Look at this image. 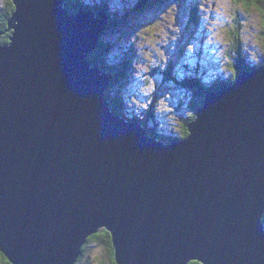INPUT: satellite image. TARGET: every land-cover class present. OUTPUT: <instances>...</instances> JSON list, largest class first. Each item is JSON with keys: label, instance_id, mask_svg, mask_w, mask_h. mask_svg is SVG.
<instances>
[{"label": "water", "instance_id": "95a60500", "mask_svg": "<svg viewBox=\"0 0 264 264\" xmlns=\"http://www.w3.org/2000/svg\"><path fill=\"white\" fill-rule=\"evenodd\" d=\"M0 43V252L75 264L111 234L116 264H264V63L206 93L166 143L113 112L87 59L107 13L12 0ZM3 31H0V36Z\"/></svg>", "mask_w": 264, "mask_h": 264}, {"label": "rangeland", "instance_id": "374dc122", "mask_svg": "<svg viewBox=\"0 0 264 264\" xmlns=\"http://www.w3.org/2000/svg\"><path fill=\"white\" fill-rule=\"evenodd\" d=\"M113 1L112 7H120L121 0ZM120 12L116 11L117 16ZM235 17L242 21L244 56L252 64L260 63L264 58V22L254 10L234 0H162L148 11H132L120 20L117 17L113 26H106L101 39L112 45L108 44L104 63L120 68L121 62L130 59L125 78L111 81L126 103L129 116L136 114L145 120L150 113L154 124L150 121L149 128L153 126L160 135L178 134L182 120L191 114L188 92L172 80L164 79L159 85L160 75L154 76L153 69L165 72L171 68L178 78L195 75L192 72L198 69L207 84L232 76L233 61L225 30L233 28ZM122 70L118 71L120 76ZM179 103L180 110L176 109ZM88 248L109 264L104 249L94 244Z\"/></svg>", "mask_w": 264, "mask_h": 264}, {"label": "trees", "instance_id": "16d2710c", "mask_svg": "<svg viewBox=\"0 0 264 264\" xmlns=\"http://www.w3.org/2000/svg\"><path fill=\"white\" fill-rule=\"evenodd\" d=\"M161 1L162 0H123V1L121 0L118 1L120 7L116 5V9L111 5L112 3H114L113 0H91L89 2H86L85 0H75V1L64 0V5L68 8L70 14H74L80 9H89V10H94L96 12L100 9H104L108 17L107 27H109V25L113 26L116 23L117 17L120 20L125 15H128L130 12L135 10L148 11L149 7L151 8L153 5H155V3ZM234 1L235 3H241L243 7L247 10L250 9L254 10L260 16L261 20L264 22V0H234ZM13 10H14V5L12 3V0H0V31H3L2 35L0 36L1 44H6L9 42L10 32L6 31V28H7V21L11 16ZM116 11L123 12V15L120 16L121 13L120 12L117 16ZM239 18L240 17H235V19L233 20L232 29L230 28L228 30H225V34H228V40H229L228 43L229 53H230L229 57L233 61L232 76L217 79L213 81L212 84H207L202 79L203 77L199 74L200 71H198V69L192 72L195 75L187 74L183 78H178L177 76H174L171 72V68H169L165 72L164 71L159 72V70L153 69V73H152L153 75L154 74L160 75L159 85L163 82L164 79L172 80L176 84L182 85L183 88L182 87L181 88L184 89V91L188 92V101L191 102L190 103L191 114H188L187 117L182 120L183 123L178 134L175 133V134H171L170 136L160 135L161 133H157L154 130L153 126L149 128L150 126L149 122L151 121L153 123L154 120V117L150 113L148 117L145 118V120H143L138 118L136 114L129 116L131 113L129 114L128 112H126L125 110L126 103L124 102V100H122L123 98L121 94L118 91H116L117 88L116 89L114 88L115 84L113 82L117 81L120 78L121 79L125 78L124 74L126 67L127 68L130 67L131 63L128 57L125 61L121 62L120 68H118V66L115 67L110 66L111 67L110 69V67H108V65L104 63L103 58L104 55L107 54L106 52H108L109 49L108 44L112 45L111 42L103 41L100 37L98 41V45L93 51H91L88 54L87 59L92 63H97L98 66H100L99 68L104 70L105 72L111 73L113 82H110V90L108 89V91L105 93V96H107V98L109 99L111 103V109L113 110V112L118 113L122 115L124 118L129 120H136V122L138 123L140 121L143 124L144 128L146 129L147 136L149 135H151L150 137L155 136L157 139L169 143L174 140L183 139L187 136V124L194 119L195 111L197 107H199L203 103L202 100H204V97L207 92L219 90L223 87L232 85L235 82L236 77L240 71L255 69L264 63V58H263V60L260 63L252 64L244 56L242 42H241V35H240L242 21ZM147 24H149V22ZM106 31H104L103 34H105ZM1 40H3L4 42ZM121 67L123 69L121 71L122 76L118 74V71L121 70ZM153 94L157 96V92H154ZM186 104L189 103L186 102ZM180 107L181 105L179 103L177 104L176 109L180 110ZM262 221L264 222V216L262 218ZM89 244L90 245L94 244L96 248L100 247L104 249L105 254L108 257L107 263L116 264L114 260V250L111 241V235L105 229H100L97 233L87 238V241L82 246V251L78 256L75 264H106L102 259H99L97 255L94 256L93 250L91 251L88 248ZM0 264H11L1 252H0ZM188 264H200V263L198 261H190Z\"/></svg>", "mask_w": 264, "mask_h": 264}, {"label": "bare ground", "instance_id": "6f19581e", "mask_svg": "<svg viewBox=\"0 0 264 264\" xmlns=\"http://www.w3.org/2000/svg\"><path fill=\"white\" fill-rule=\"evenodd\" d=\"M75 1V0H74ZM9 33V32H8ZM5 34H6V32H5ZM6 36V35H5ZM1 41H3V40H1ZM8 41V40H7ZM4 42V41H3ZM105 51H107V50H105ZM187 66V65H186ZM100 67V66H99ZM189 67V66H188ZM111 69V68H110ZM203 101V100H202ZM115 113V112H114ZM116 114H118V113H116ZM118 115H120V114H118ZM121 117H123L122 115H120ZM124 118V117H123ZM132 119V118H131ZM128 121H130V122H133V123H135L136 122V120H129V119H127ZM139 124L140 125H142L143 126V124L139 121ZM144 127V126H143ZM149 136H151V135H149ZM155 137V136H154ZM109 232V231H108ZM111 235V234H110ZM114 250V249H113ZM81 251H82V249H81Z\"/></svg>", "mask_w": 264, "mask_h": 264}]
</instances>
